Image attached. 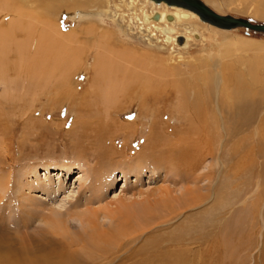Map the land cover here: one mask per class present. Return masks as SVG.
Segmentation results:
<instances>
[{
	"label": "rangeland",
	"instance_id": "1",
	"mask_svg": "<svg viewBox=\"0 0 264 264\" xmlns=\"http://www.w3.org/2000/svg\"><path fill=\"white\" fill-rule=\"evenodd\" d=\"M78 1H68V10L50 17L62 26L64 34L74 30L77 35L79 46L74 55L67 48L71 60L38 71L36 76L31 72L28 78L2 72L6 79L0 80V210L5 215L10 213L11 220L5 218L11 222L4 220L0 225L9 228L13 238V226L21 225L22 220L28 221L27 214L32 221L30 225L38 226V215L44 208L64 213L77 207L76 210H83L88 200L91 209L109 203L114 207L121 200H139L138 192L155 194L159 188L166 187L167 178L179 176L180 172H174L177 174L174 177H165L162 169L147 167L138 175L129 163L151 140L162 137L163 132L171 134L172 140L177 139L181 130L193 136L192 128L184 129L183 118L196 119L203 115L199 109H207L206 100L211 98L208 90L218 76L222 111L229 121L219 150L223 164L216 165V152L213 160L207 157L212 177L209 185L218 195L213 207L208 201L204 208H209L207 217L213 225L207 227L211 235L209 247L216 248L221 242L226 251L218 260L217 252L210 253L207 261L210 264H264V226L260 220L264 216V127L261 129L257 120L252 128L232 130V122L239 118V109L255 101L257 91L263 92L258 98L262 96L259 101L264 105V34L242 28L220 29L197 17L200 26L197 24L195 29L199 38H192L186 49L171 53L170 47L163 48L161 42L147 34L142 36L133 26L128 28L118 16L98 19L94 9L90 12L91 19L84 17L74 25L70 16L83 6ZM199 1L219 15L264 24V1ZM89 7L86 5L81 10L89 12ZM176 31L180 33L181 28L176 26ZM97 35L102 39L95 43ZM225 43L229 44L228 48H224ZM170 57L176 60L181 57V62L172 64ZM192 83L199 84L202 89L198 93L204 98L188 99L184 88ZM199 94L196 92L195 96ZM259 114H264V108ZM107 122L132 129L130 134L113 129L111 142L108 136L103 137V147L108 149L114 145L119 155L103 162L106 164L101 169L106 171L100 177L92 174L96 163L88 160L90 152L82 153V148L93 146L82 144L79 137L83 131L88 134ZM85 124L90 126L88 130L81 129ZM213 141L210 142L212 151L216 147ZM47 165L52 167L50 175H45ZM71 165L74 168L69 173L66 168L56 169ZM48 177L54 184L46 192L36 183ZM93 187L100 189H94L96 193H93ZM188 187L193 188L190 184ZM172 189L178 192L180 185ZM20 192L33 198L31 207L18 199ZM133 194L135 197H131ZM70 223L75 229L80 228L78 222ZM16 237L19 239L20 235ZM145 253L137 256L129 250L120 257L125 258L126 264H134L145 258ZM119 261L122 262L118 259L106 264H121ZM97 264L104 261L97 260Z\"/></svg>",
	"mask_w": 264,
	"mask_h": 264
},
{
	"label": "bare ground",
	"instance_id": "2",
	"mask_svg": "<svg viewBox=\"0 0 264 264\" xmlns=\"http://www.w3.org/2000/svg\"><path fill=\"white\" fill-rule=\"evenodd\" d=\"M68 1L76 2V0H0V80L6 79L2 75L4 71L9 72L10 75L16 74L15 77L28 78L31 72L36 76L40 73L38 71L46 70L50 66L55 68L67 59L71 60L72 57L67 55L69 54L67 48L70 49L71 55H74L79 46L77 35L74 34V30L64 34L62 26L55 24L50 18L53 13L63 9L68 10L66 9ZM79 1L83 3V9L89 5L92 11L84 13L86 9L81 10V7L73 14L69 12L74 25L84 17L91 19L90 12L94 9L98 19L102 16H118L128 28L133 26L142 36L147 34L161 42L163 48L170 47L171 53L186 49L192 38H199L195 29L197 24L199 25L198 16L183 8L170 7L164 3L157 4L151 0H118V3L114 2L115 0ZM176 26L181 28L180 33L176 31ZM99 39L102 38L97 35L94 42L96 43ZM228 45L225 43L223 47L228 48ZM175 60L176 58L170 57L172 64L180 63L181 57H177V62ZM191 81L194 82V80ZM220 85L221 82L216 76L212 82V88L208 90L211 98L206 100L207 109H199L203 110V115L198 114L199 118L196 117V119L182 117L185 121L182 124L185 126L183 128H192L193 136H188L185 133L186 130H181L178 132L177 139L172 140L171 134L167 135L163 132L162 137L151 140L150 145L143 148L129 163L137 169L138 175L151 167L154 170L162 169L165 177L177 175L174 172H180L181 175L175 176L176 178L174 176V178H167L168 183L164 181L167 183L166 187L159 188L155 194L151 192L145 195L138 192L136 197L139 200H121L119 205L114 207L109 203L98 209H91L88 207L90 200L87 199L88 201L85 202L87 207L83 210H76L78 205L75 206L77 207L74 208L75 210L65 213L54 208L46 210L42 208V212L38 215L40 218L38 226L30 225L32 221L27 214L28 217H25L28 221L22 220L21 225L16 223L17 226H13L15 229H13L15 231L13 238L10 234L12 231L0 225V264H97V260L104 261L106 264L118 259L122 260V262L119 261L121 264H126L125 258L120 256L129 253V250L131 254L137 256L147 251L146 257L140 258V262L136 260L134 264H210L207 259L212 252H217L216 259H220V255L226 250L223 249L224 245L221 242L216 248L209 247L211 235L208 234L207 227H213V225L207 217L209 208H204L208 201L213 207L218 195L217 191L209 185L212 177L207 157H211L212 160L215 158L214 161L218 167L223 164L219 150L222 146L221 140L227 134L226 126L229 121H226L222 111ZM201 89L199 84L192 83L187 85L184 91H187L188 99L204 98L198 93ZM104 92L107 91L104 90ZM196 92L200 96H195ZM262 94V91L261 94L257 91L255 101H250L244 108L239 109V118L232 122V130L252 128L257 120L259 124L261 123L259 127L261 129L264 127V114H259L264 108L263 102L259 101L262 96L258 98ZM191 107L193 110V105ZM234 115H237V111ZM210 118L211 122L208 121ZM111 122L94 127V130L88 134L82 130V135L79 137L82 144L93 146L87 148L83 145L86 148H82V153L90 152L87 156L88 160L96 163L92 174L95 173L100 177L106 171L105 168L103 171L101 168L108 159L119 155L114 145L108 149L103 147V137L105 139L109 137L111 142L113 140L111 135L114 134L112 132L115 131L113 129H123L124 133L132 129L124 125L120 127L116 122ZM82 127L81 129L88 130L87 127L90 126L85 124ZM257 132L255 129L254 133L257 134ZM213 140L216 143L214 151L210 148V142ZM214 152H216L215 155ZM50 168L52 167L49 165L45 167V175L51 174ZM64 168L69 173L74 167L73 165L56 167L58 171ZM99 182L101 181L98 180ZM36 184L41 185V189L48 192L53 189L54 183L48 177ZM102 184L104 188V183ZM189 184L193 188H189ZM175 185H180L178 192L172 189ZM94 189L99 191L100 188L93 187L92 192L96 193ZM131 197H135V194ZM1 198L2 196L0 201ZM18 199L24 201L23 205L30 207L34 202L30 195L23 192H20ZM97 199V201L100 200V198ZM38 205L42 203L38 202ZM9 214L5 215V211L0 210V223L4 220L10 223ZM260 220L264 226V216L261 215ZM71 221L78 222L80 228L72 227ZM25 222L28 223L25 224ZM17 234L20 235L19 239L16 237ZM126 259L130 261L129 258ZM131 260H134L132 256Z\"/></svg>",
	"mask_w": 264,
	"mask_h": 264
},
{
	"label": "water",
	"instance_id": "3",
	"mask_svg": "<svg viewBox=\"0 0 264 264\" xmlns=\"http://www.w3.org/2000/svg\"><path fill=\"white\" fill-rule=\"evenodd\" d=\"M157 4L164 3L170 7H179L196 14L199 19L214 27L231 30L236 28L246 29L255 33L264 34V24H255L246 19L219 15L209 9L199 0H151Z\"/></svg>",
	"mask_w": 264,
	"mask_h": 264
}]
</instances>
